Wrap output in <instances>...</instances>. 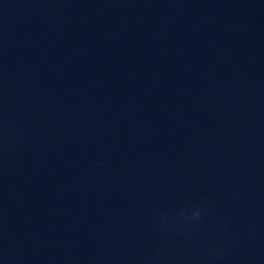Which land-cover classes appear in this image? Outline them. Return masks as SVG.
Masks as SVG:
<instances>
[{"label": "water", "instance_id": "water-1", "mask_svg": "<svg viewBox=\"0 0 264 264\" xmlns=\"http://www.w3.org/2000/svg\"><path fill=\"white\" fill-rule=\"evenodd\" d=\"M0 264H264V0H0Z\"/></svg>", "mask_w": 264, "mask_h": 264}]
</instances>
